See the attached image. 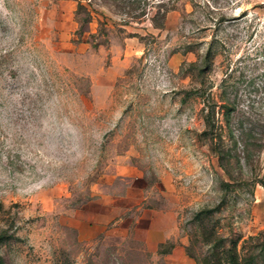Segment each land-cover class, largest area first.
<instances>
[{"label": "rangeland", "instance_id": "374dc122", "mask_svg": "<svg viewBox=\"0 0 264 264\" xmlns=\"http://www.w3.org/2000/svg\"><path fill=\"white\" fill-rule=\"evenodd\" d=\"M0 235L4 264H264V0H0Z\"/></svg>", "mask_w": 264, "mask_h": 264}, {"label": "trees", "instance_id": "16d2710c", "mask_svg": "<svg viewBox=\"0 0 264 264\" xmlns=\"http://www.w3.org/2000/svg\"><path fill=\"white\" fill-rule=\"evenodd\" d=\"M206 118H207V116H206ZM214 118V117H213ZM218 137H219V145H214V149L217 151V152H219L220 154H221V152H222V148H221V145H222V135H221V133L218 135ZM223 153V152H222ZM220 159H221V163H223V164H225L224 162H223V156L222 155H220ZM0 236H2V235H0ZM191 255H193L192 253H190ZM194 256V255H193ZM234 258V257H233ZM255 258V255L254 254H249V256L248 257H246V255L244 256V264H247V262H250L249 260H253ZM207 262V261H206ZM0 264H4V258H3V256L0 254ZM233 264H238L236 261H234L233 262Z\"/></svg>", "mask_w": 264, "mask_h": 264}]
</instances>
